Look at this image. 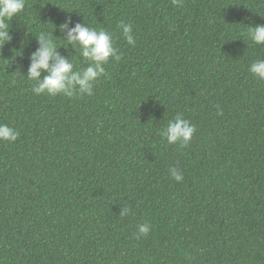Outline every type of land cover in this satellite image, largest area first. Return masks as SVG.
Wrapping results in <instances>:
<instances>
[{
	"label": "trees",
	"instance_id": "obj_1",
	"mask_svg": "<svg viewBox=\"0 0 264 264\" xmlns=\"http://www.w3.org/2000/svg\"><path fill=\"white\" fill-rule=\"evenodd\" d=\"M69 17L111 33L121 59L92 96H37L35 36L60 38ZM258 24L264 0H26L0 46V123L20 133L0 142V264H264ZM178 114L196 126L186 147L160 135Z\"/></svg>",
	"mask_w": 264,
	"mask_h": 264
},
{
	"label": "clouds",
	"instance_id": "obj_2",
	"mask_svg": "<svg viewBox=\"0 0 264 264\" xmlns=\"http://www.w3.org/2000/svg\"><path fill=\"white\" fill-rule=\"evenodd\" d=\"M179 4L180 0H173ZM26 6V0H0V46L11 43L10 22L20 15ZM53 25V24H52ZM54 26V25H53ZM55 28V27H54ZM118 28L129 45L133 47L136 41L131 23L121 22ZM248 37L255 45H264V24L248 26ZM56 30V29H55ZM61 37L54 36V32L40 31L35 36L37 48L29 56L26 78L34 81L32 92L37 95L55 97L63 95L68 98L76 96H92L94 86L108 74L105 65L110 60L119 61L121 55L115 47L114 36L103 28H95L85 23L73 24L71 17L59 25ZM59 42V43H58ZM69 46L75 54L79 53L85 67L78 68L68 56L61 55L59 49L66 51ZM72 55V54H71ZM74 56V55H73ZM249 72L257 79L264 80V59H257L249 66ZM196 126L183 115L178 114L168 121L160 132L168 144L186 147L192 140ZM20 136L19 131L8 124L0 123V142L14 143ZM170 176L176 182L184 179L182 171L173 167L169 169ZM129 214L128 208H122L121 218ZM151 225L143 223L138 226L136 239L147 237Z\"/></svg>",
	"mask_w": 264,
	"mask_h": 264
}]
</instances>
